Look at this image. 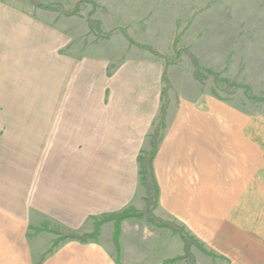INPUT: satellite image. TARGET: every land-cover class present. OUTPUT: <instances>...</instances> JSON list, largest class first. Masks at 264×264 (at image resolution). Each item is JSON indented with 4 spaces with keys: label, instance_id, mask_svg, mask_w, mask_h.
Wrapping results in <instances>:
<instances>
[{
    "label": "crops",
    "instance_id": "1",
    "mask_svg": "<svg viewBox=\"0 0 264 264\" xmlns=\"http://www.w3.org/2000/svg\"><path fill=\"white\" fill-rule=\"evenodd\" d=\"M68 45L50 24L0 0V264H158L154 255L131 257L135 248L122 240L119 262L102 228L97 242L66 241L46 255L54 236L29 232L44 224L90 232L93 217L139 208L144 197L137 156L159 112L161 65L129 59L107 76L110 59L66 53ZM175 104L170 97L152 163L155 213L230 264H247L236 214L257 189L256 145L241 136V118L208 116L221 103Z\"/></svg>",
    "mask_w": 264,
    "mask_h": 264
},
{
    "label": "rangeland",
    "instance_id": "2",
    "mask_svg": "<svg viewBox=\"0 0 264 264\" xmlns=\"http://www.w3.org/2000/svg\"><path fill=\"white\" fill-rule=\"evenodd\" d=\"M8 1L64 34L69 39L66 53H90L110 59L107 76L129 59L157 63L161 65L162 89L161 77L166 67L170 83L167 102L169 104L171 97L176 103L174 110L182 100L194 103L199 110H205L201 105L209 98L224 106L221 109L212 106L208 116L213 117L216 110H220V116L226 114L227 118L242 119L241 136L250 139L257 148V189L248 190L243 195L244 202L236 214V224L243 230V245L248 251L247 254L242 253L243 262H264V0ZM48 4L54 5L55 11L45 9ZM60 7L67 11L76 9L75 14H62ZM148 48L163 58H156ZM156 88L159 86L156 85ZM157 116L140 151L150 148L148 135L154 130ZM214 118L224 119L219 116ZM224 120L226 131L231 132V127L226 124L227 119ZM166 130L165 123L162 137ZM251 154L254 155V152ZM138 184L139 194L144 193V197L139 208H132L142 211L146 204V191L139 183V174ZM156 208L153 214L157 218L182 227L198 241L197 245L202 250L221 256L180 222L160 218L155 213ZM123 223L126 224L122 231ZM113 227V221L101 224L98 238L101 237L102 228L101 241L108 243L116 256L112 243ZM120 240L135 248L131 257L141 252L147 256L154 255L156 262L161 263L184 254V244L178 235L169 228H155L142 219L123 221L118 242ZM197 245L189 247L190 258L195 264H230L228 259L204 254ZM120 256L117 257L119 262L122 261ZM173 264L191 263L186 258Z\"/></svg>",
    "mask_w": 264,
    "mask_h": 264
},
{
    "label": "trees",
    "instance_id": "3",
    "mask_svg": "<svg viewBox=\"0 0 264 264\" xmlns=\"http://www.w3.org/2000/svg\"><path fill=\"white\" fill-rule=\"evenodd\" d=\"M45 9L54 10V5L48 4L44 7ZM61 9V13L65 15H73L75 14V10L67 11L65 9ZM151 54H153L156 58L162 59L163 57L156 52L155 50L148 48L147 49ZM166 67H164L161 81L163 83L161 94H160V108L158 112V121L155 124L154 130L152 133L148 135L149 138V144L150 148L148 150L140 151L139 155L137 156V163H138V174H139V183L140 185L145 189L146 191V204L145 208L142 211H137L132 207L126 208L120 212L115 213H109L106 215H102L99 217H93L92 223H93V230L90 233H79L74 232L70 230H64L63 228L59 226H51L48 227L47 225H41L39 227H30L29 232H33L34 234H38L41 232H48L54 236V238L50 242V246L48 250L45 252L46 254H50L54 249H56L61 243L66 241H77L80 243H88V242H97L98 236H99V229L100 225L104 222L113 221L114 227H113V234H112V243L113 247L116 253V257L120 254V248H119V235L121 232V223L128 219H142L146 223L151 224L155 228H169L174 234L178 235L181 242L184 244V254L183 256L176 257L174 259H170L167 261H164L163 264H173L176 261L184 260L186 258L189 259V262L191 264H195L193 260L190 258L189 253V247L192 245H197L198 241L191 236L188 232H186L182 227L171 223V222H165L161 219L157 218L153 211L157 207L158 204V198H159V187L157 185V182L154 177L153 173V159L155 157V154L157 152L159 143L162 140L161 133L165 130V115H166V109H167V91L170 87V83L168 81L167 73H166ZM30 235V234H29ZM199 249H201L200 246L197 245ZM201 251L213 258H222L223 260H226L225 258L215 255L212 251H204L201 249ZM118 259V258H117ZM118 261V260H117ZM40 264V260L36 263Z\"/></svg>",
    "mask_w": 264,
    "mask_h": 264
}]
</instances>
